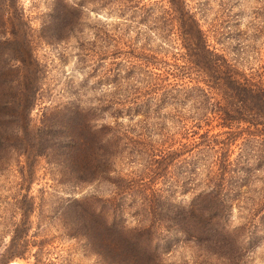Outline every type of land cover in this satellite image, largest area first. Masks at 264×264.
<instances>
[{"label": "trees", "instance_id": "16d2710c", "mask_svg": "<svg viewBox=\"0 0 264 264\" xmlns=\"http://www.w3.org/2000/svg\"><path fill=\"white\" fill-rule=\"evenodd\" d=\"M156 1L138 6L140 20L148 15L153 22L146 25L148 33L135 25L127 28L126 23L120 27L117 23L90 22L93 39L78 42L79 55L83 61L92 59L90 69L96 73V82L111 88L102 89L94 105L74 98L60 108L53 106L57 108L56 120L46 125L41 120L37 129L29 127V117L12 120L17 115L0 113V155L19 152L26 142L54 160L56 181H66L71 188L97 178L112 183L107 197L93 193L70 195L61 207L64 234L83 239L100 264H172L173 255L183 259V253L193 256L194 261L199 257L212 264L264 263V136L250 124L241 126L246 118L240 114L264 102L262 89L226 74L228 95L243 96L241 107L228 108L230 100L225 104L211 102L206 88L211 74L204 70L205 66L213 68L207 32L184 0ZM126 2L118 3L117 14H124ZM2 5L0 1V37L6 23ZM10 5L19 16L15 0H10ZM82 7L83 0L62 1L53 18L59 24L58 31L75 30ZM174 11L179 14L176 24L185 26V35L173 36ZM111 30L117 33L113 35ZM141 36L144 39L135 44ZM152 36L157 40L154 44L149 43ZM175 38L185 40V50H171ZM2 55L0 50V72L4 74H0V94L4 86L16 88L18 98L8 105L22 107L27 116L38 99L34 92L36 74L29 70V75L23 73L12 83L18 75L4 73L10 67ZM117 56L121 60L108 62L110 66L100 63L106 57ZM166 97L175 98L179 104L189 100L195 108L187 115L180 110L175 124L182 132L192 134V139L177 151L186 153L177 160L183 168L177 189L164 184L177 152L158 148L169 137L167 131L172 126L144 120L149 103L160 104L151 100L163 101ZM5 105L3 100L0 110ZM138 110L141 119L126 123L116 120L120 114ZM95 111L107 112L112 119L97 120L103 114L96 118L99 114ZM213 111L220 118L219 124L226 127L224 138L218 137L219 133H208V127L198 131L208 125V113ZM155 134L157 138H152ZM237 136L240 139L234 144L236 148L229 149ZM219 142L225 144L222 151ZM110 171L112 177L107 176ZM186 192L189 195L185 203L175 199L177 193ZM43 193L40 191L39 198ZM126 213L135 216L134 223L125 222ZM46 240L36 241L34 264L42 260Z\"/></svg>", "mask_w": 264, "mask_h": 264}, {"label": "rangeland", "instance_id": "374dc122", "mask_svg": "<svg viewBox=\"0 0 264 264\" xmlns=\"http://www.w3.org/2000/svg\"><path fill=\"white\" fill-rule=\"evenodd\" d=\"M0 1L3 4V18L6 22L0 37V50L10 67V70L3 71L8 76L15 73L18 75L17 78H13V83L23 73L29 75L31 70L33 74H36L37 84L34 92L38 96L26 116L22 107L8 105V102L18 98L16 88L9 89L4 86L0 94V104L6 100V105L0 113L7 116L17 115V119L12 120H26L29 117V127L33 129L42 125L41 120L44 125L56 120L57 108L67 101L79 98L81 103L94 105L95 99L100 96V91L111 88V85L96 82V73L90 69L93 64L92 59L83 61L79 55L81 48L78 42H88L93 39L91 27L88 24L107 22L124 27L126 23L127 28L132 29L135 25V28L139 27L141 32L148 33L146 25L151 26L153 22L149 20L148 15H146L147 19L140 20V15L137 13L140 11L138 6H149L157 2L156 0H127L128 7H125L124 14L120 15L116 13V10L121 0H83L82 18L80 23L76 24L77 28L71 31L65 29L62 33L61 30L58 31L60 29H58V22L55 23L53 20L55 13L62 1L70 3L76 0H15L19 16H16L10 0ZM184 1L190 11L194 12L200 27L208 34L213 68L205 66L204 70L211 74V77L207 79L209 86L206 87L209 100L219 104H225L226 100H230L226 103L228 108L241 107L240 101L243 96L228 95L230 90L224 81L226 74L254 89H262L264 96V0ZM134 4H137L136 7ZM164 7L167 5L164 4ZM178 15L177 12H172L175 20L174 37L179 36L178 33L185 35V26L176 24ZM154 22L159 24V21ZM111 31L113 35L117 33L114 30ZM61 33L63 35H57ZM142 36L133 42L138 44L137 41L141 42L144 39ZM151 38L153 39V36ZM130 39L132 41V38ZM175 40L171 43V50H185V40L178 38ZM156 41L154 38L149 43L154 44ZM10 56H13V59H10ZM165 57L168 58V56ZM113 60L119 61L121 56L106 57L100 63L110 66L108 62ZM262 98L260 95V99ZM151 102H160V104L149 103L144 120H154L163 125L172 126L167 131L169 137L164 139L158 148L163 151L173 149L172 151L177 152L184 142L192 139L190 132H182L177 125L175 126L180 118L179 111H185L184 115L190 114L193 109L195 110L193 103L185 100L179 104L175 98L171 97H166L163 101L152 99ZM95 113L99 114L95 115L96 118H100L103 114L102 119L97 120L112 119L107 112L95 111ZM240 114L248 120L242 121L241 126L250 124V127L264 132V102L258 107H252L249 112L244 110ZM217 115L215 111L209 112L208 125H204L198 131L201 132L208 127V133H219L218 137L224 138L227 135L224 132L226 127L219 124L220 118ZM142 117L141 111L138 110L129 115L120 114L116 120L126 123ZM262 133H259L260 136H264ZM152 138H157V134ZM239 139L240 137H235L228 148L235 149L234 144ZM219 144L220 150H224L225 144L223 142ZM23 145L25 148L19 152L9 151L0 155V264L16 262V264H34L36 241L40 238L47 240L44 242L42 260L38 264H100L93 252L87 249L83 239L64 234L61 207L70 195L93 193L100 197H107L113 188L112 183L105 178H97L90 182L78 183L76 187L71 188L66 181H56L58 170L53 164V159H48L45 152L39 153L36 145L31 147L26 142ZM184 154L186 153L178 154L177 152L173 156L172 161L175 164L168 167L165 185L169 183L170 186L179 188L183 168L178 165L177 160ZM122 172L119 174L126 177ZM112 175V171L107 174L111 177ZM143 179L146 181L148 177L145 176ZM186 184L191 186V183ZM40 191L44 192L42 198H39ZM188 195V192L177 193L175 199L185 203ZM124 220L134 223L135 216L126 213ZM233 220L235 221V218ZM183 255V259L173 255L172 264H212L211 261L207 262L199 257H195L194 261L193 256L185 253ZM255 262L264 264L257 260Z\"/></svg>", "mask_w": 264, "mask_h": 264}]
</instances>
